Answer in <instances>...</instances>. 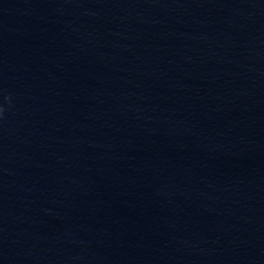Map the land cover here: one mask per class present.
Listing matches in <instances>:
<instances>
[{"label": "water", "instance_id": "1", "mask_svg": "<svg viewBox=\"0 0 264 264\" xmlns=\"http://www.w3.org/2000/svg\"><path fill=\"white\" fill-rule=\"evenodd\" d=\"M0 264H264V0H0Z\"/></svg>", "mask_w": 264, "mask_h": 264}, {"label": "clouds", "instance_id": "2", "mask_svg": "<svg viewBox=\"0 0 264 264\" xmlns=\"http://www.w3.org/2000/svg\"><path fill=\"white\" fill-rule=\"evenodd\" d=\"M3 115V108H0V116Z\"/></svg>", "mask_w": 264, "mask_h": 264}]
</instances>
